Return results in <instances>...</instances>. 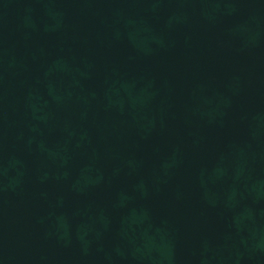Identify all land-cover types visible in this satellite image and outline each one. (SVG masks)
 <instances>
[{
	"label": "water",
	"instance_id": "1",
	"mask_svg": "<svg viewBox=\"0 0 264 264\" xmlns=\"http://www.w3.org/2000/svg\"><path fill=\"white\" fill-rule=\"evenodd\" d=\"M144 264H264V0H95Z\"/></svg>",
	"mask_w": 264,
	"mask_h": 264
}]
</instances>
